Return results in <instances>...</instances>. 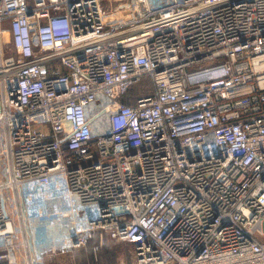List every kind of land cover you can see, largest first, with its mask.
Segmentation results:
<instances>
[{"label":"built area","instance_id":"1","mask_svg":"<svg viewBox=\"0 0 264 264\" xmlns=\"http://www.w3.org/2000/svg\"><path fill=\"white\" fill-rule=\"evenodd\" d=\"M125 7L0 0V264H264V0Z\"/></svg>","mask_w":264,"mask_h":264},{"label":"rangeland","instance_id":"2","mask_svg":"<svg viewBox=\"0 0 264 264\" xmlns=\"http://www.w3.org/2000/svg\"><path fill=\"white\" fill-rule=\"evenodd\" d=\"M102 5L107 10V24L108 25H115L116 23L122 22L129 16V11L125 7L126 0H100ZM149 78L144 77L140 82L136 83L133 86L132 92L134 95L144 94L146 92L151 91V87H149ZM99 235L102 234L101 231L98 232ZM96 236L91 243L95 244L99 241L100 237ZM119 242V241H117ZM90 243V244H91ZM111 250L114 252V256H109L108 253L106 254V259L109 260L113 258V262L111 264H131L133 262V247L132 243L129 241H120L119 243L115 244L114 246L111 245ZM79 251V250H78ZM74 252L72 254L61 255L57 258V264H78L80 259H83L84 256L87 254L82 252ZM104 252V250L99 251L95 256V261L100 259V255ZM88 260V259H87ZM104 264H107L104 263Z\"/></svg>","mask_w":264,"mask_h":264},{"label":"trees","instance_id":"3","mask_svg":"<svg viewBox=\"0 0 264 264\" xmlns=\"http://www.w3.org/2000/svg\"><path fill=\"white\" fill-rule=\"evenodd\" d=\"M132 90H133V87L125 95L122 96V99L124 101L131 102V100L135 96H138V95H134V93L132 92ZM146 93H148V92H146ZM140 95H142V94H140ZM91 241H90V243H91ZM90 243H89V245H92V243L91 244ZM117 243H119V242H117V241H111V242L106 243L104 245V247L101 249V250H104V252L100 255V259L98 261H95V259H94L95 256L93 255V253H92V251H91V249L89 247L79 249L78 252L84 251L87 254V256H84L83 259H80L78 261V264H104L106 262H107V264H111L113 262V258H110L109 260H107L106 259V254L108 253V255L110 257L111 256H114V252H113V250H111V245L114 246Z\"/></svg>","mask_w":264,"mask_h":264}]
</instances>
